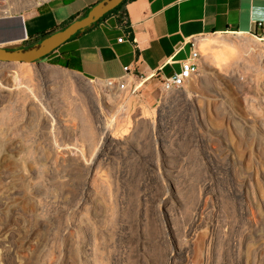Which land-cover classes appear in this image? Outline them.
<instances>
[{
  "label": "rangeland",
  "instance_id": "obj_1",
  "mask_svg": "<svg viewBox=\"0 0 264 264\" xmlns=\"http://www.w3.org/2000/svg\"><path fill=\"white\" fill-rule=\"evenodd\" d=\"M8 1L0 0V17L35 7L5 13L8 6L18 2ZM35 2L39 4L37 0ZM47 20L48 18H43L41 23L44 24ZM201 39L197 44L204 56L211 53V49L201 45ZM262 42L264 44V40ZM262 49L264 52V46ZM46 57L39 61L42 62L41 65L55 66L47 63ZM30 65L39 66L38 63ZM202 66L203 59L200 76L195 81L181 90H172L170 93L162 91L152 101L144 100L140 93L138 96H131L123 92L121 104L126 108L119 116L114 117L110 126L112 129H109L108 133L109 138L97 133V145L93 149L80 137L81 126L78 118H71L65 116L64 111H57L56 114L62 122L59 132L55 133L57 144L48 138L50 126L37 118L38 110H27L29 103L23 105L24 103L20 102L0 100V162L4 161L3 164L16 176L10 185H0V214L7 217V208L17 212L10 220H3L0 224H45L37 228L40 245L30 264H75V258L78 259L76 264H166L165 256L171 253L173 242L172 235L165 228L166 214L174 216V232H181L179 237L177 235L181 240V229L184 227L182 225L185 223L184 225L188 226L187 219L197 207H201V213L208 221L217 216L219 224H232L234 229L229 238L219 233L223 237H218L217 245L212 247L208 258L205 254L209 229L207 225L200 226L192 236L186 238L188 241L182 242L190 249V264H244L246 255L259 264H264V130L258 131L259 135L257 130L250 131L239 122L237 125L231 118L233 111L239 114L241 120H245L254 111L256 125L259 128L264 127V68L259 72L247 69L246 75L253 81L243 88V92L232 86L228 87L227 105L206 111L211 128L209 132L202 131L200 136L198 116L194 108L190 104H182L179 100L169 101L165 99V95L180 93L190 98L193 93L199 92L201 78L207 71L206 67ZM130 81L135 82L132 78ZM143 122L151 123L154 135L149 139L155 142L151 143L148 138L142 136ZM240 128L244 136H239L237 129ZM14 144H19L20 149L7 155V151ZM51 144L60 146V149L63 145H75L85 149V153L98 154L100 165L96 173L94 170L88 176L87 181L93 188L84 186L83 175L69 173L61 167L59 173L65 176L66 180L71 178L67 181H70L69 187L56 188L51 182L48 184L41 181L39 175L48 174L51 168L42 169L32 162L39 159L47 161V147ZM163 144L166 149L161 146ZM165 152L174 154L172 161L164 159ZM229 153L236 156L235 163L228 164L225 160ZM22 164L28 169V175L18 173V170L24 168ZM35 168L37 172L31 174V170ZM165 169L171 170V174L166 175ZM65 173L67 175H64ZM96 178L108 180L112 186L114 180H117L119 203L123 212L114 215L110 213L104 193L105 187ZM246 178L253 179L256 188H259V191L256 189L259 210L258 207L255 208V204L249 203V214L242 216L239 211L233 212L230 205L234 200L240 201L238 187ZM169 184L182 191L183 205L167 201ZM12 188L21 192L8 201L7 208H3V195ZM88 192L91 195H88ZM234 192H237V195ZM260 193L262 197L259 196ZM82 197H85V200L87 198L86 203L82 201ZM215 198L219 199L217 208ZM227 203H230V208L228 205L225 208ZM3 236V232H0V239ZM229 239L240 241L241 248L238 246L229 249ZM174 257V264H179L180 256ZM79 260L81 263H78Z\"/></svg>",
  "mask_w": 264,
  "mask_h": 264
},
{
  "label": "bare ground",
  "instance_id": "obj_2",
  "mask_svg": "<svg viewBox=\"0 0 264 264\" xmlns=\"http://www.w3.org/2000/svg\"><path fill=\"white\" fill-rule=\"evenodd\" d=\"M9 1L11 2L12 0ZM36 5L38 4L37 2H35V0H18L17 4H14L13 6H8L4 12L5 13L17 12L21 8L28 9ZM263 40L264 37L260 38V37L252 36L250 34H242V33L230 34L226 36L219 34V35L207 36L206 38L201 39V45H205L206 48L209 47V50L211 49V53L207 55L202 56V54H198V62H201V60L203 59V66H205L207 69L206 73L201 78V82H200L201 84H199L201 90L197 93H193V96H191L190 98L180 93L171 96H168V94L165 95V99H168L169 101L179 100L182 104L183 103L184 104L186 103V105L190 104L191 107L194 108L198 116V125H199L198 128L200 129L199 132L200 136L203 134L202 131L204 132L205 130L206 132L207 131L209 132L211 128L210 122L206 116L207 115L206 111L207 110L209 111L210 109H217L219 106L222 105H227L229 99L227 95L228 87L232 86L235 89H237V91L241 92L246 85L251 84L253 81L250 79L249 76L246 75V71H248L247 69L249 70L251 69L252 72L253 71L259 72L263 70L264 68V52L262 49L264 46L262 42ZM262 72H264V70ZM123 92L124 91L120 90L118 87H116L113 84H109L107 81L105 82L101 80H96V81L86 80L80 74L71 72L70 70L60 67L49 66L45 64L39 66H31L30 64L27 63H16L11 65L0 64V100L1 101L8 100L15 103L20 102V103H24L23 105L29 103L26 106L28 111L38 110L37 118H39V120L43 124L50 126V132H48V138L52 142L53 141L55 142L56 140L55 133L59 132V125L62 124V122L60 121L59 117L56 114L58 110L64 111L65 116L79 119L81 126L80 137L82 138V140H85L86 142L89 143L90 149H93L97 145V133H99V135L100 134L103 135L104 138H109L108 133H109V129H112L110 126L111 124H113L112 122L114 117L119 116V113L123 112L124 109L126 108L125 105L121 104V101L123 100ZM107 112H109V114ZM232 116L233 117L231 118L233 119L234 122L241 123L244 128L249 129L250 131L257 130V133L259 134L258 131L264 130V127L259 128V126L256 125L254 111H252L251 114H249V117H247L245 120H241L239 118V114L235 111H233ZM239 123H237V125H239ZM142 126H143V130L142 131L140 130L142 136L150 140L149 138H151L154 135L153 127L151 126V123L143 122ZM139 128L141 127L139 126ZM237 131L239 133V136L243 135L241 133V128L239 130L237 129ZM242 132L244 133L243 129ZM103 141L104 140H102V143ZM18 145L17 144L11 145V147L9 148L6 154L11 155L9 153L12 154L16 153L17 150L20 149ZM161 146L165 147L166 149V146L164 144ZM229 146L232 147V145ZM47 150L49 153L48 154L49 159L47 161H43L42 159L41 160L32 159L33 160L32 163L37 165L39 168L52 169V171H50L51 169H49V171L47 172L48 174L39 175L41 181H44L45 183L48 184H50L51 182V185L53 184L54 186H56V188H59L60 186L65 188L69 187L70 181L68 182L69 184L67 183V181L71 178L66 180L67 178L65 179L64 178L65 176L59 173L60 172L59 167H61L67 169L66 171H68L69 173H75V175L77 174L79 176L83 175L85 177L84 178L85 181L83 182L84 186L93 188V186L90 185L89 182L87 183V181L89 179L88 176L92 172H94V170L96 173L97 168L100 165L99 157L97 156L98 154L94 155L88 152L85 153L86 151L85 149L84 151L82 148L77 147L75 145L73 146L63 145L62 148L60 149V146L56 144H51L47 147ZM170 153L165 152V156H164L165 160L172 161L174 154L172 155ZM262 154L264 155V152ZM225 158L228 164L230 162L235 163L236 161V156L234 154L229 153L228 155H226ZM3 162H0V185L3 183L6 185L7 184L10 185L11 182L16 178V176L13 175L12 170L7 168V166H5ZM22 166L24 167L23 164ZM168 166L169 165H167L166 168H168ZM259 166L261 165L259 164ZM27 171L28 169L24 167L23 170L21 169L18 170V173L26 174ZM164 171H166L165 172L166 175L171 174V170L169 169H165ZM247 171H249V169ZM34 172H37L36 168L32 169L30 173L32 174ZM64 175L67 174L65 173ZM96 179L97 181H99V183L101 182V184L104 185L105 187V190L104 189L103 190L105 193L106 200L109 204L106 205L108 206V210L110 211V213L113 215L115 213H119L122 209L121 208L122 206H120L119 203L120 191L117 180H114L115 182L113 181L114 186H112V184L110 185L108 183L109 182L108 180H103L102 178H96ZM252 180L253 179H248V178L244 179L243 181L241 180L242 182H240L238 187V191L241 194L240 201L234 200V203L230 205L232 206L231 208L233 212L239 211L240 215L242 216L249 214L248 213L249 207L247 204L253 203L256 205L255 208L259 206L258 204L259 202L257 200V195H258L257 191H259V188L257 187L258 190L256 191L257 188L254 184L255 182L253 183ZM235 189L237 190V188ZM33 191L35 192V190ZM20 192L19 190H14L12 188V190L7 191L6 194L4 193L5 195H3V198L5 199V201L3 204V208H7L8 201L13 199L14 195ZM167 192L169 193V196L166 195V197L168 198L167 200L168 202L170 201L171 203L173 202L178 205L180 204L183 205L184 196L182 191L177 186L169 184L167 188ZM202 192H201V196L204 195L202 194ZM236 193L237 192H234V194ZM89 194L90 192H88V195ZM238 196L236 197L239 199ZM259 196L262 197L261 193L259 194ZM217 199L215 198L216 208L219 204V201H217ZM86 200L85 197H82V201L84 203L87 202ZM199 201H201V199H199ZM229 204L230 203L225 204V208H227L226 205H228L229 207ZM200 208L198 207L197 209L195 208L194 213L190 216L189 219H187L188 221L186 222V224H188V226H185L184 225L185 223L182 225L181 222L180 225L184 226L181 229L182 230L181 240L177 238V235L179 233L181 234V232L179 233L177 231L174 232L176 225L174 216H172L169 213L166 214L165 228L167 229L166 231H168L173 238V242L171 243L172 249L170 250L171 253L165 256L166 264H174L175 262L174 255L180 256L181 260L179 261V264H190V258H189L190 249L186 246V244L182 242L188 241L186 240V238L192 236L193 232H196V230L202 225L204 226L207 225L209 229V233L206 239L207 244L205 243L206 244L205 257L207 256L209 258V253L212 252V247L215 246L216 240L218 239L219 236L220 237L222 236L219 235V233L223 234L224 237L230 236L232 230L234 229L232 224H219L220 220L217 216H215V218H212L211 220L208 221L205 215L201 213ZM229 210L231 211V209ZM7 211L9 213L7 217L6 216L4 217L3 214H0V223H2L3 220L4 221L10 220L12 217H14V213L17 214L16 211L15 212L11 211L8 208ZM84 215H86V213ZM112 218L114 217L112 216ZM44 225L45 224H39L35 226L33 224H16V223L0 224V232H3L4 234V236L1 237L0 239V264H30V262L35 258L36 251L40 245V240L38 239L39 229L37 228L43 227ZM179 229L180 228H178V230ZM179 236L180 235H178V237ZM240 243H241L240 241L238 242L237 240L229 239L227 246L229 247V249L237 248L238 246H239L238 248H241ZM220 244H218V246H220ZM225 251L227 252L228 250ZM254 252L256 253L257 251ZM256 254H254V256H256ZM249 257L247 255L246 257H244L245 258L244 264H259L255 259H250L251 257L250 258ZM75 260L78 261V259L76 258ZM77 261L75 262L77 263ZM78 263H81V260H79ZM222 264L224 263L222 262Z\"/></svg>",
  "mask_w": 264,
  "mask_h": 264
},
{
  "label": "crops",
  "instance_id": "obj_3",
  "mask_svg": "<svg viewBox=\"0 0 264 264\" xmlns=\"http://www.w3.org/2000/svg\"><path fill=\"white\" fill-rule=\"evenodd\" d=\"M99 1L47 0L0 17V47L16 49L29 38L59 31ZM122 9V15L109 13L79 31L45 61L71 63L74 69L55 66L101 81L121 78L124 67L130 66V78L143 81L141 97L152 101L162 92V81L180 71L193 42L219 34H249L258 22L264 23V0H131ZM43 18H48L44 24Z\"/></svg>",
  "mask_w": 264,
  "mask_h": 264
},
{
  "label": "water",
  "instance_id": "obj_4",
  "mask_svg": "<svg viewBox=\"0 0 264 264\" xmlns=\"http://www.w3.org/2000/svg\"><path fill=\"white\" fill-rule=\"evenodd\" d=\"M123 2L124 0H101L85 16L71 22L65 28L50 34L39 42L28 46H20L16 49L0 47V63H38V65H41L42 62H39L41 59L50 55L79 31L98 22Z\"/></svg>",
  "mask_w": 264,
  "mask_h": 264
},
{
  "label": "built area",
  "instance_id": "obj_5",
  "mask_svg": "<svg viewBox=\"0 0 264 264\" xmlns=\"http://www.w3.org/2000/svg\"><path fill=\"white\" fill-rule=\"evenodd\" d=\"M38 5L45 3L47 0H37ZM252 36L264 37V23L258 22L255 25L253 33H249ZM119 42H122V39H118ZM198 54H202L199 46L196 42L192 43L191 51L189 56L182 61L181 69L179 72H175L171 77L166 78L162 81L161 87L162 91L169 92L172 90H181L185 88L190 82L195 81L201 73V62H198ZM125 74L117 80H106L109 84H113L118 87L120 90L131 94V96H138L140 91V84L143 82L130 81V66L124 67Z\"/></svg>",
  "mask_w": 264,
  "mask_h": 264
},
{
  "label": "trees",
  "instance_id": "obj_6",
  "mask_svg": "<svg viewBox=\"0 0 264 264\" xmlns=\"http://www.w3.org/2000/svg\"><path fill=\"white\" fill-rule=\"evenodd\" d=\"M127 1H131V0H124L123 3H121L118 7H116L110 13H115L117 15H122V13H123V9L122 8L124 7V5H125V3ZM251 33H253V31H251ZM50 34H52V33H44V34H40L39 36H37L35 38H29V41L26 42V46H28V45H30L32 43L39 42L42 39H44L45 37L49 36ZM49 63L52 64V65H58V66H61V67H64V68H68V69H74L73 65L71 63H62L59 60H51V61H49Z\"/></svg>",
  "mask_w": 264,
  "mask_h": 264
}]
</instances>
